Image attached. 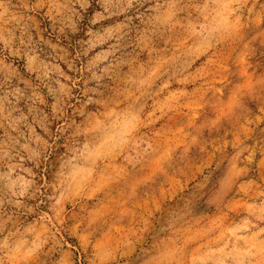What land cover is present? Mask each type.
<instances>
[{
  "label": "rangeland",
  "instance_id": "1",
  "mask_svg": "<svg viewBox=\"0 0 264 264\" xmlns=\"http://www.w3.org/2000/svg\"><path fill=\"white\" fill-rule=\"evenodd\" d=\"M0 264H264V0H0Z\"/></svg>",
  "mask_w": 264,
  "mask_h": 264
}]
</instances>
